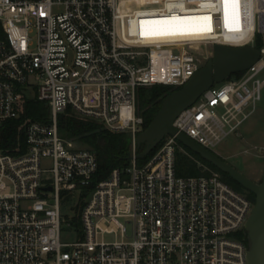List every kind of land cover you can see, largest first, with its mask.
<instances>
[{
  "label": "built area",
  "instance_id": "2783aa9c",
  "mask_svg": "<svg viewBox=\"0 0 264 264\" xmlns=\"http://www.w3.org/2000/svg\"><path fill=\"white\" fill-rule=\"evenodd\" d=\"M257 5L239 0L225 30L218 0H0V126L25 98L49 112L46 123L24 124L23 146L0 150V264H247L253 200L216 171L176 175L175 135L142 164L131 159L97 177L96 154L61 137L56 115L128 131L134 146L137 87H180L208 58L201 46L253 45L264 34ZM259 50L241 74L180 110L176 131L211 151L234 131L262 95L264 44ZM75 192L67 222L61 199ZM62 228L77 237L61 240ZM110 232L115 239L102 240Z\"/></svg>",
  "mask_w": 264,
  "mask_h": 264
},
{
  "label": "trees",
  "instance_id": "16d2710c",
  "mask_svg": "<svg viewBox=\"0 0 264 264\" xmlns=\"http://www.w3.org/2000/svg\"><path fill=\"white\" fill-rule=\"evenodd\" d=\"M263 39L259 33L255 34L253 45L262 47ZM242 71L234 73L241 74ZM179 87L171 88L168 85L152 84L139 86L135 93V112L141 116L140 130L144 129L154 113L160 106L162 98L170 91ZM27 121L46 123L49 121V112L43 101L36 98H25L22 109L17 117L5 120L0 126V150L13 152L17 146L24 145L23 127ZM58 134L63 138H73L92 149L97 158V177H104L113 167H121L129 164L125 158L128 144L131 140L128 131H111L100 122L91 118L76 115L69 110L56 115ZM159 143L144 157L135 159L137 164H142L150 154L158 147ZM142 149V144L134 145L135 152ZM174 170L176 175L208 174L211 171L219 173L221 179L232 188L240 192L246 191L248 198L252 200L253 193L244 189L238 182L233 180L227 173L220 171L210 162L202 159L197 153L178 142L174 156Z\"/></svg>",
  "mask_w": 264,
  "mask_h": 264
},
{
  "label": "water",
  "instance_id": "95a60500",
  "mask_svg": "<svg viewBox=\"0 0 264 264\" xmlns=\"http://www.w3.org/2000/svg\"><path fill=\"white\" fill-rule=\"evenodd\" d=\"M211 55L179 88L167 93L154 113L148 125L139 130L134 138V145L142 144L139 152L130 151L126 159L146 156L165 134L175 135L176 140L202 159L210 162L220 171L227 173L244 189L253 193V205L244 223L247 248V264H264V171L259 181H254L241 173L215 152L201 146L182 132H177L172 121L180 110L192 104L206 89L215 82L247 69L260 57L259 48L251 44L231 46L214 43Z\"/></svg>",
  "mask_w": 264,
  "mask_h": 264
},
{
  "label": "rangeland",
  "instance_id": "374dc122",
  "mask_svg": "<svg viewBox=\"0 0 264 264\" xmlns=\"http://www.w3.org/2000/svg\"><path fill=\"white\" fill-rule=\"evenodd\" d=\"M260 35L264 42V34L260 33ZM201 49L208 52L209 56L211 55V46H201ZM262 56L264 57V54ZM219 83L215 82L214 84L217 85ZM170 87L174 88V86ZM26 91L28 92L29 89L26 88ZM249 109L250 106L246 108V110ZM71 139L78 147L88 148L76 139ZM133 147L132 140H130L128 150L131 151ZM212 151L250 179L254 181L260 180L264 171V87L260 100L256 102L254 109L247 118L234 131L225 135L212 148ZM45 167H50V164L47 163ZM242 193L248 195L246 191ZM77 198V193L75 192L61 199L60 212L67 222H71L76 216L75 204ZM251 198L253 200L254 196ZM120 220L122 221L123 219ZM60 237L61 240L70 241L74 240L77 235L74 231L69 232L62 228ZM101 238L104 241H112L115 239V234L112 232L103 233Z\"/></svg>",
  "mask_w": 264,
  "mask_h": 264
},
{
  "label": "bare ground",
  "instance_id": "6f19581e",
  "mask_svg": "<svg viewBox=\"0 0 264 264\" xmlns=\"http://www.w3.org/2000/svg\"><path fill=\"white\" fill-rule=\"evenodd\" d=\"M238 2L239 0H218L219 10L221 13V23L223 25V28L226 30L228 27H231L232 20L236 19L238 16ZM242 0H240V3ZM257 9L260 11V17L264 18V0H257ZM170 15V14H169ZM171 20H176L175 16H169ZM182 20V18H180ZM188 27L182 26L181 30H187ZM160 31L162 29H159ZM179 29L175 28L171 31H176ZM165 31V30H162Z\"/></svg>",
  "mask_w": 264,
  "mask_h": 264
}]
</instances>
